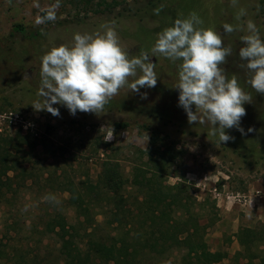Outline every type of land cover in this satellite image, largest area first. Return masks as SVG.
Here are the masks:
<instances>
[{
  "label": "rangeland",
  "instance_id": "obj_1",
  "mask_svg": "<svg viewBox=\"0 0 264 264\" xmlns=\"http://www.w3.org/2000/svg\"><path fill=\"white\" fill-rule=\"evenodd\" d=\"M103 2L110 0H60L55 21L36 25L35 18L52 9L57 0H0V167L17 156V167L29 171L11 172L5 179L0 244L7 246L17 262L0 264H22L19 257L24 256L28 264H57L61 241L44 228L55 212L66 215L70 225L77 224L76 213L67 204L71 194L58 191L59 186L96 184L107 162L117 163L129 177L138 160L135 155L147 150L151 139L163 149L179 152L165 182L186 185L199 204L201 223L211 220L205 236L210 249L226 252L229 258L221 264H232L240 250L239 228L264 224V95L247 83L251 74L240 66V37L246 31L225 34L223 24L246 25L252 20L264 39V0H237L235 6L232 0H116L118 5L110 12L89 11L95 6L103 10ZM157 8L161 9L158 15ZM241 9L247 14L237 20ZM193 12L203 20L199 27L215 30L223 36L225 46L232 47L233 55L222 67L252 97L251 103L243 105V134L236 128L225 130L233 140L220 144L218 134H209V123H188L186 112L178 106L179 90L174 88L180 61L173 63L163 56L151 58L158 76L155 87L139 92L121 88L100 115L77 111L73 116L65 106L54 104L59 116H53L32 107L41 99V58L53 47H71L76 33L103 34L111 27L129 58L141 52L151 55L157 34L164 30L163 22L169 20L168 28ZM17 25L25 31L14 32ZM165 64H174L177 71L168 75L161 70ZM140 75L137 70V77H130L129 83ZM192 110H196L194 105ZM123 123L128 127H116ZM139 196L136 191L128 194L131 200ZM96 220V239L113 234L107 217ZM33 256L39 262H30ZM179 261L180 255L173 253L148 264Z\"/></svg>",
  "mask_w": 264,
  "mask_h": 264
},
{
  "label": "clouds",
  "instance_id": "obj_2",
  "mask_svg": "<svg viewBox=\"0 0 264 264\" xmlns=\"http://www.w3.org/2000/svg\"><path fill=\"white\" fill-rule=\"evenodd\" d=\"M236 2L232 0L233 6ZM59 3L57 0L52 9L38 15L35 24L55 21ZM160 11L154 10L157 15ZM246 14L241 9L236 19ZM202 24L203 20L195 12L188 18H178L173 26L157 34L151 55L141 52L132 58L120 46L118 34L111 27L103 34L76 33L71 47H53L41 58L38 91L41 99L32 107L53 116H59L54 104L65 106L73 116L77 111L100 115L121 88L127 86L131 92H139L141 88L155 87L158 76L151 58L163 56L173 63L180 61L174 88L179 90L178 106L186 112L188 123H209V134H218L219 143H227L234 137L226 129L236 128L243 134L240 127L246 115L243 105L251 103L252 97L242 89L237 77L229 78L222 67L233 55L232 47L225 46L223 36L215 30L199 27ZM223 30L225 34L246 31L240 37L243 45L238 50L239 60L243 62L240 66L251 74L247 83L256 93L264 95V39L258 27L248 20L246 25L225 23ZM137 70L142 75L129 83L130 77H137Z\"/></svg>",
  "mask_w": 264,
  "mask_h": 264
},
{
  "label": "trees",
  "instance_id": "obj_3",
  "mask_svg": "<svg viewBox=\"0 0 264 264\" xmlns=\"http://www.w3.org/2000/svg\"><path fill=\"white\" fill-rule=\"evenodd\" d=\"M115 1L103 2V10L95 6L89 11L94 14L110 12L118 5ZM166 24L171 23L167 20L161 27L165 29ZM24 31L22 26L14 27L16 33ZM161 70L171 75L177 68L174 64H165ZM116 127L125 129L128 125L116 124ZM16 157L0 167V202L6 197L8 174L29 172L23 166L17 167ZM135 157L138 160L132 164L129 177L117 163L107 162L103 164L96 184L87 181L70 188L59 186L58 191L71 194L66 202L74 209L77 224L70 225L61 212H55L47 222L45 233H54L61 241L57 264H148L173 253L180 255L178 264H221L227 260L226 252H214L206 242L211 220L201 223L199 204L186 185L171 186L165 182L179 152L163 149L151 139L148 149L138 151ZM131 191L140 196L131 200L128 197ZM98 217H107L106 224L113 234L99 239L94 237ZM80 232H83L82 236ZM236 239L240 250L231 259L232 264H264V224L256 228H239ZM13 259H16L15 255L0 244V262ZM19 259L22 264L29 263L25 256ZM30 262L39 261L33 256Z\"/></svg>",
  "mask_w": 264,
  "mask_h": 264
},
{
  "label": "water",
  "instance_id": "obj_4",
  "mask_svg": "<svg viewBox=\"0 0 264 264\" xmlns=\"http://www.w3.org/2000/svg\"><path fill=\"white\" fill-rule=\"evenodd\" d=\"M154 63V62H153Z\"/></svg>",
  "mask_w": 264,
  "mask_h": 264
}]
</instances>
